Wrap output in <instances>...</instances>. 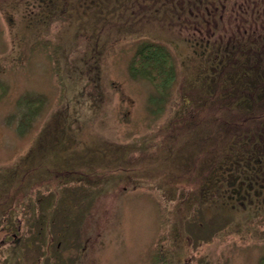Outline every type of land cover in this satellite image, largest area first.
<instances>
[{
	"label": "rangeland",
	"instance_id": "rangeland-1",
	"mask_svg": "<svg viewBox=\"0 0 264 264\" xmlns=\"http://www.w3.org/2000/svg\"><path fill=\"white\" fill-rule=\"evenodd\" d=\"M37 1L0 0V264H263L264 217L217 197L189 210L198 178L169 160L200 142L178 118L186 32L146 24L99 55L91 29L108 0L79 13L64 0L55 22L31 26ZM160 37L182 41L167 44L178 75L164 92L130 69Z\"/></svg>",
	"mask_w": 264,
	"mask_h": 264
},
{
	"label": "trees",
	"instance_id": "trees-1",
	"mask_svg": "<svg viewBox=\"0 0 264 264\" xmlns=\"http://www.w3.org/2000/svg\"><path fill=\"white\" fill-rule=\"evenodd\" d=\"M62 1L65 3L64 0H38L36 12L28 13V25L42 22L49 26L55 22L60 11H65ZM108 1L106 18L96 19V26L91 29L95 46L102 48L99 55L110 34L127 35L137 31L134 34L141 35L149 29L147 25L155 23L162 30L186 32L182 40L190 53L183 60L185 96L181 106L183 115L178 118L184 125L196 129L200 142L193 149L189 144L182 147L169 160L173 169L192 170L198 178V193H189L192 204L188 209L196 207L194 204H200L199 207L213 204L217 197L230 209L253 207L264 217V188L255 189L257 166L261 161L256 159L263 155L264 148L252 144L259 140L258 136L264 139V132L259 130L264 127V0ZM88 3L99 5L103 1L78 0L73 6L79 13V9L90 7ZM85 13L80 15L85 17ZM80 31L87 32L83 28ZM160 39V42H144L133 57L130 69L133 73L145 74L158 91L164 92L176 82L178 75L167 44L176 47L182 41L177 37L170 41ZM92 69L91 66L89 70L92 72ZM221 135L229 137L230 145L225 149L217 141ZM240 143L244 145V160H238L242 156L238 154ZM84 147L93 149L89 145ZM96 149L95 155L103 153L98 160L116 159L115 153ZM201 153L205 157L198 164L196 160ZM242 171L245 177L239 178L237 175ZM64 178L67 183L69 178L66 175ZM80 181L85 182V178Z\"/></svg>",
	"mask_w": 264,
	"mask_h": 264
},
{
	"label": "flooded vegetation",
	"instance_id": "flooded-vegetation-1",
	"mask_svg": "<svg viewBox=\"0 0 264 264\" xmlns=\"http://www.w3.org/2000/svg\"><path fill=\"white\" fill-rule=\"evenodd\" d=\"M237 129H241V128L238 127ZM259 130L264 132V127L262 129H259ZM258 139L259 140H257V141H252V144L257 145V147H259V148L260 147L264 148V139H263V137L262 136H258ZM239 145L240 146H239L238 154H242V156L241 155L238 156V160H244V158H243V152H244L243 147H244V145L242 143H240ZM262 154L263 155L261 157L256 159V160H261V161H260V164H258V166H257L259 173L256 174V179H255L256 180V184H255L256 187H255V189H260L261 187L264 188V151L262 152ZM69 172L71 173L72 171H69ZM64 175H66V174L64 173ZM237 176L239 178H243V177H245V174L242 171V173H240ZM263 194H264V191H263Z\"/></svg>",
	"mask_w": 264,
	"mask_h": 264
}]
</instances>
